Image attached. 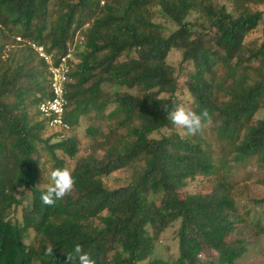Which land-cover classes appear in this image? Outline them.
<instances>
[{
	"label": "trees",
	"instance_id": "trees-1",
	"mask_svg": "<svg viewBox=\"0 0 264 264\" xmlns=\"http://www.w3.org/2000/svg\"><path fill=\"white\" fill-rule=\"evenodd\" d=\"M262 23L264 0H0V264H69L76 243L96 264H237L245 227L264 234V206L254 218L232 179L252 162L264 168V24L248 37ZM33 42L53 65L73 47L64 135L39 110L52 97L50 65ZM173 48L191 65L190 108L209 112L217 154L202 131L182 137L168 119L181 105ZM78 117L91 142L70 168L74 190L44 205L41 158L52 170L65 167L56 151L76 156ZM115 171L130 178L109 187ZM198 177L207 191L188 189ZM174 225L177 255L151 257Z\"/></svg>",
	"mask_w": 264,
	"mask_h": 264
},
{
	"label": "rangeland",
	"instance_id": "rangeland-1",
	"mask_svg": "<svg viewBox=\"0 0 264 264\" xmlns=\"http://www.w3.org/2000/svg\"><path fill=\"white\" fill-rule=\"evenodd\" d=\"M196 19H198V14L196 12H193L188 16L189 21L193 22ZM154 20L165 25L168 31L175 29L174 24H172L166 18L162 17L159 14H156ZM263 24L264 23L260 24L253 32L250 33L248 37L253 39H260ZM167 61L176 67L177 73L179 74V84L181 86L179 96L181 98V105L190 108L192 103V97L190 93L187 92L183 82L186 78V73L191 70V65L189 63H184V65L182 66L180 63L181 52L180 50L174 48L169 51ZM258 115H262V113H259ZM87 123L88 121L85 118L78 117L76 125L73 126V129L70 131V133L75 135L78 140V153L76 154V156L69 157L66 154H63L61 151H56L57 155L64 160L65 167L72 168L75 163V160L78 157L86 154L87 148L91 142V138L85 132ZM209 125L210 123L205 124L202 129L201 136L210 142L213 153L217 154L219 152L217 135L210 129ZM101 128L104 131H107L105 124H101ZM46 131L47 134L51 132L50 130ZM193 135L194 134H192L191 136ZM50 164L51 160L46 154H43L40 163L41 187H48L51 183ZM238 168L239 170H236V172L232 175V179L234 180V192H236L237 198H240L243 200L244 203L251 205V215L256 218V216L258 217V215L262 213L264 205L261 204L254 206L252 204H254L253 200L264 198V168L259 167L255 162L249 164L246 170H243V167ZM129 178L130 172L127 173L123 171H115L106 178H104V182L109 187H117L120 185H124L129 180ZM198 181L201 182L200 177L192 181L188 189L195 190L197 187L202 191H207L209 189L207 184L204 185L200 183L199 186ZM195 185L197 187H195ZM16 194L18 196L22 195L20 189L16 191ZM24 197L26 198V200L29 199L28 194H25ZM17 211V213H19L20 207L17 209ZM175 228L176 225L168 228L160 237V240L155 242L154 251L151 257H161L163 259L168 260L172 259L177 255V239L173 236V231ZM252 231L253 228L250 224H248V226L245 227L243 231V235L248 239L249 245L246 253L236 261L237 264H264V234L258 237H252ZM147 261L148 260L141 264H147Z\"/></svg>",
	"mask_w": 264,
	"mask_h": 264
},
{
	"label": "clouds",
	"instance_id": "clouds-1",
	"mask_svg": "<svg viewBox=\"0 0 264 264\" xmlns=\"http://www.w3.org/2000/svg\"><path fill=\"white\" fill-rule=\"evenodd\" d=\"M168 119L180 130L183 137L202 131L205 122L210 121L211 116L207 109L197 113L189 107L177 105L169 112ZM50 181V185L40 197L41 202L48 206H54L57 201L70 195L75 187V178L68 167H54L50 171ZM53 248V244L49 243L45 247L44 255L53 256ZM67 261L69 264H74V262L75 264H96L92 254L85 251L79 243H76L73 250L67 253Z\"/></svg>",
	"mask_w": 264,
	"mask_h": 264
},
{
	"label": "built area",
	"instance_id": "built-area-1",
	"mask_svg": "<svg viewBox=\"0 0 264 264\" xmlns=\"http://www.w3.org/2000/svg\"><path fill=\"white\" fill-rule=\"evenodd\" d=\"M31 47L50 65L49 73L52 97L41 101L39 103V110L47 118L48 127L64 135L63 133L70 130V124L65 116L69 104L65 86L68 82L69 61L72 58L73 47H70L67 53L59 58L56 65H53L52 55L47 53L42 45L33 42L31 43Z\"/></svg>",
	"mask_w": 264,
	"mask_h": 264
}]
</instances>
